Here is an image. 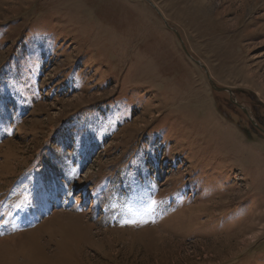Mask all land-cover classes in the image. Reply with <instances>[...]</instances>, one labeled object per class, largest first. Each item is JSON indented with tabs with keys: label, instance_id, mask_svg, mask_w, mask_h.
Instances as JSON below:
<instances>
[{
	"label": "rangeland",
	"instance_id": "rangeland-1",
	"mask_svg": "<svg viewBox=\"0 0 264 264\" xmlns=\"http://www.w3.org/2000/svg\"><path fill=\"white\" fill-rule=\"evenodd\" d=\"M150 1L0 0V264H264V0Z\"/></svg>",
	"mask_w": 264,
	"mask_h": 264
},
{
	"label": "water",
	"instance_id": "water-1",
	"mask_svg": "<svg viewBox=\"0 0 264 264\" xmlns=\"http://www.w3.org/2000/svg\"><path fill=\"white\" fill-rule=\"evenodd\" d=\"M155 9H157V11L161 14V12H160V10L156 7V5L152 2V1H150V0H147ZM182 45H183V47H184V49L186 50V47H185V45H184V43H183V41H182ZM187 51V50H186ZM188 53V52H187ZM217 90H226V91H228L230 94L232 93V91L231 90H229L228 88H217Z\"/></svg>",
	"mask_w": 264,
	"mask_h": 264
},
{
	"label": "bare ground",
	"instance_id": "bare-ground-1",
	"mask_svg": "<svg viewBox=\"0 0 264 264\" xmlns=\"http://www.w3.org/2000/svg\"><path fill=\"white\" fill-rule=\"evenodd\" d=\"M180 213H181V211H180ZM181 215V214H180ZM258 215V214H257ZM257 215H255L254 216V218L257 216ZM182 216V215H181ZM186 222V221H185ZM78 226V225H77ZM185 228V227H184ZM244 229V228H243ZM253 228H252V226H249V228H248V230L247 231H251ZM143 231V230H142ZM181 231V230H180ZM243 231V230H242Z\"/></svg>",
	"mask_w": 264,
	"mask_h": 264
}]
</instances>
